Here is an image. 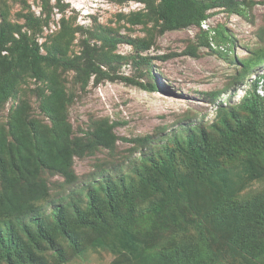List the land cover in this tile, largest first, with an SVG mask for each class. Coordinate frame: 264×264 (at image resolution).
Here are the masks:
<instances>
[{"label": "trees", "instance_id": "obj_1", "mask_svg": "<svg viewBox=\"0 0 264 264\" xmlns=\"http://www.w3.org/2000/svg\"><path fill=\"white\" fill-rule=\"evenodd\" d=\"M144 1V10L124 17L131 25L151 22L147 37L126 39L137 51L150 48L153 29L162 33L200 27L214 7L245 16V3L237 0ZM48 3L42 2L43 12ZM47 15L25 14L23 23L9 22L3 15L0 22V105L22 81L34 78L44 84L45 89H39L40 109L49 119L47 124L31 118L20 105L8 117V130L0 131V264H63L94 240L119 246L113 264H225L227 256L259 264L256 258L264 254V188L239 198L219 172L241 160L264 168V93L256 91L264 85V73L251 81L240 103L218 107L210 126L189 125L184 136L159 137L163 141L155 145L157 151L132 164L134 177H101L88 183L86 203L71 188L70 195L60 196L68 200H60L47 214L40 210L50 195L41 177L43 169L71 184L76 180L74 156L113 150L118 139L105 118L96 122L86 140L71 135L66 116L70 96L56 71L73 70L84 89L92 75L95 82L112 80L110 66L125 58L113 52L121 37L107 30H88L79 53L70 55L75 30L65 18L57 32L40 44L38 36L48 24ZM90 39L100 45L90 44ZM202 39L211 49L216 42L214 51L221 54L233 43L223 25L202 31ZM221 44L227 47L222 49ZM252 48L238 58L236 81H244L264 63V43ZM119 78L145 88L134 78ZM123 140L146 145L147 150L154 147L148 134ZM203 184L212 189V196L200 206ZM151 196L157 199L139 208ZM147 252L152 253L146 256Z\"/></svg>", "mask_w": 264, "mask_h": 264}, {"label": "rangeland", "instance_id": "obj_2", "mask_svg": "<svg viewBox=\"0 0 264 264\" xmlns=\"http://www.w3.org/2000/svg\"><path fill=\"white\" fill-rule=\"evenodd\" d=\"M43 1L46 0H0V22L5 17L9 22L23 23L25 14L33 13L44 18L48 12V24L38 36L40 44L57 32L61 18H65L75 30L69 46L70 55L79 53L80 43L88 37V30L98 33L107 30L121 37L122 41L117 43L113 52L125 57L110 66L112 80L105 78L95 82L92 75L84 89H81L73 70L58 68L56 71L70 96L66 116L71 125V135L86 140L96 122L105 118L112 124V131L118 139L113 150L101 148L83 156H74L72 170L76 180L71 184L60 174L42 170L41 177L47 182L50 195L39 207L46 214L61 201L68 200L60 196L67 194L71 188H75L74 195L82 198L84 204L88 201L86 195L91 182L97 183L101 177L116 180L132 177V164L139 162V157L157 151L155 145L163 141L159 137L165 134L184 136L189 125L202 123L210 126L216 119L218 107L240 103L251 89V81L264 73L263 63L244 81L235 80L236 69L240 67L238 58L250 53L249 48L253 47V50L264 43V0H237L245 3V16L237 12L229 13L218 6L207 11L209 16L200 27L192 25L162 33L153 29L150 48L139 51L126 39L147 37L146 29L151 22L131 25L124 17L130 12L144 10V0H48L45 12L42 10ZM151 1L157 3L159 0ZM218 25L225 26L233 39L227 53L214 51L216 42H212V49L203 43L202 31ZM89 42L100 45V41L95 39ZM220 47L224 49L227 44ZM41 51L44 52L43 49ZM142 56L147 57L146 60H142ZM148 70L150 74L145 72ZM119 76L141 81L145 88L129 84ZM42 87L45 89L42 82L29 77L19 84L15 94L0 105V131L8 130V117L12 109L20 105L25 106L29 117L49 124V119L40 109L39 89ZM222 90L224 92L219 94L218 91ZM256 91L263 94L264 85H259ZM147 134L154 149L147 150L146 145L123 140V137L135 138ZM92 172L96 173V177ZM222 172L231 191L239 198L245 199L264 188L263 167L241 160L219 174ZM201 190L198 205L205 206L212 196V189L203 184ZM153 199L157 198L143 199L139 208L148 206ZM117 247L102 245L94 240L63 264H113L118 256V251L114 250ZM151 253L147 252L146 256ZM256 261L264 264V254ZM224 262L245 264L239 256H227Z\"/></svg>", "mask_w": 264, "mask_h": 264}]
</instances>
